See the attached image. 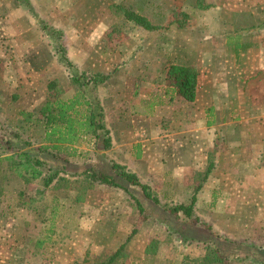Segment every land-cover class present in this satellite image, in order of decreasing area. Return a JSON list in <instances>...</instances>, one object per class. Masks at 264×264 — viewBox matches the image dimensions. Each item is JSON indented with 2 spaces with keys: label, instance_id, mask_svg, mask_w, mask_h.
I'll list each match as a JSON object with an SVG mask.
<instances>
[{
  "label": "rangeland",
  "instance_id": "rangeland-1",
  "mask_svg": "<svg viewBox=\"0 0 264 264\" xmlns=\"http://www.w3.org/2000/svg\"><path fill=\"white\" fill-rule=\"evenodd\" d=\"M115 5L133 9L160 29L148 31L124 20ZM39 19L62 36H48ZM230 40L246 47L237 57ZM2 59L24 61L21 72L31 76L25 95L18 86L1 94L0 156L27 152L59 171L61 179L49 189L41 181L27 184L8 172L1 157L0 264H98L127 241L141 215L136 200L140 193L131 192L139 187L119 177L120 187L92 180L95 174L110 172L111 161L107 157L103 162L107 167L100 168L98 160L96 168L89 166L95 157L90 154L97 151L90 134L80 133L74 143H55L58 149L52 148L46 140L52 127L40 116L43 104L55 96L74 98L72 77L83 72L111 75L112 82L127 86L130 96L132 77H160L174 62L197 60L204 68L224 63L236 81L229 107L220 115L229 125L217 129L214 141L219 156L212 161L218 169L195 208L212 232L172 214L168 208L179 204L183 193L173 198L177 201L172 199L174 191L171 197L163 196L159 179L153 191L160 205L139 201L146 220L132 250L139 253L156 240L157 255L147 258V264H178L188 252L198 256L203 243L218 238L216 244L231 264H264V0H0ZM54 81L59 88L50 91ZM8 92L18 96L16 101L22 98L11 123ZM9 128L20 135V143L8 141ZM246 139L255 146L252 151L227 155L228 142L231 148ZM182 181L172 188L181 192L190 180ZM119 264H133L131 256Z\"/></svg>",
  "mask_w": 264,
  "mask_h": 264
},
{
  "label": "crops",
  "instance_id": "crops-1",
  "mask_svg": "<svg viewBox=\"0 0 264 264\" xmlns=\"http://www.w3.org/2000/svg\"><path fill=\"white\" fill-rule=\"evenodd\" d=\"M8 30L11 29L8 28ZM229 44L234 48V57H237L238 52L241 51L240 49L245 47L244 44L232 42L231 40ZM198 57L199 55L196 54L195 58ZM24 64H26L24 61L14 63L10 60L8 62L4 59L0 60V98H2L3 95L1 94L5 90L15 86L20 87V93L25 95L24 86L28 82L27 77L31 75L21 72L24 69L21 65ZM178 64H192L198 69L197 99L194 102L179 100V105L173 107L172 116L165 119L156 115L158 110H156L157 106H155L154 100L157 92L165 87L163 82L165 81L166 73L160 77L155 76L152 79L142 77L139 80L136 77H132V80L129 79V83H131L129 87H133V90L129 88L130 96L126 95V85L123 86L124 84L122 83L112 82V79L104 87H101V99L106 109V123L111 132L113 147L108 151H95V153L90 154V156L95 157L88 160V162L90 167L96 168L94 163L98 160L100 168L107 167L103 162H107L108 157L111 163H109L110 172H106L107 174L113 173V164H119L124 166L128 172L136 174L140 181L154 189L160 185L159 179H162V185L163 182L164 185L163 190L160 192L163 196L169 194L171 197L174 191L173 199L175 196L180 197V194L183 193V200L179 204H190L194 195V178L198 173H203L206 170L210 160H214L217 155L219 156L215 151L214 141L217 137V129L221 126L227 127L229 125V121L220 120V115L229 107L228 101L231 95L229 93L235 88L234 84L236 81L233 80L232 74L228 72L227 66L222 62L212 68H204L203 64L201 65L198 60L191 63ZM18 65L19 69L16 68ZM204 79L208 80L207 87L202 89ZM241 85L238 86L241 87ZM17 97L13 96V94L9 95L8 92L7 105H10L13 109L12 111L8 110L9 116L12 115L10 123L17 116L15 111L22 102V98L16 101ZM1 111L3 110L0 108V113ZM18 111H22L20 114L25 115L24 110ZM26 113L27 117L30 118V115H28L30 112ZM7 132L8 141L12 144L20 143L22 138L16 130L9 128ZM247 141L246 139L244 143L237 142L231 148V143L228 142L229 150L227 155L238 156L236 155L238 150L239 152L252 151L255 146L252 145L251 141ZM239 156L242 155L239 153ZM61 157L64 156H60L59 160H57L62 161L63 158ZM206 159L207 163L205 165L203 162ZM217 169L218 166L216 164L208 180L204 183L203 189L197 196L198 203L202 194L210 189L208 184ZM8 172L14 173L10 168H8ZM184 178H189L190 182L184 183L186 186L184 185L181 192L172 188L178 186L176 184L181 183L182 180L184 181ZM167 183L172 184L169 187ZM138 189H131V192L137 190L140 196L135 195L136 198L142 203H150L151 201L146 198L142 190ZM216 190L218 188L210 191L215 192ZM135 239L134 237L128 243L127 253L129 257L131 256L133 264H145L149 260L147 258L154 255L147 253V245L142 248L141 252H133ZM180 263L181 260L178 261V264Z\"/></svg>",
  "mask_w": 264,
  "mask_h": 264
},
{
  "label": "trees",
  "instance_id": "trees-1",
  "mask_svg": "<svg viewBox=\"0 0 264 264\" xmlns=\"http://www.w3.org/2000/svg\"><path fill=\"white\" fill-rule=\"evenodd\" d=\"M23 2L27 6L28 2ZM114 11L121 15L124 20L132 22L148 31L160 29V27L152 24L145 16L131 8L115 5ZM39 23L42 31L48 36L54 37L57 34L62 36L61 31L55 30L43 19H39ZM70 63L69 61L68 64L71 66ZM110 79L111 75L109 74L97 73L89 75L83 72L79 76L72 77V82L77 90L74 98L62 100L55 96L46 102L40 110V116L48 126L52 127L51 132L47 134L48 138H46L48 142L53 143L52 148L58 149V145L55 143H73L77 140L80 133H85L93 137L97 151L103 152L112 149V136L106 123V109L103 105L100 92L101 87L108 84ZM163 83H165V87L157 92L154 100L155 106H157L156 110H158L156 115L160 117H171L174 112L173 107L176 106L179 100L182 99L187 102L196 101L199 71L194 65L171 64L167 67L166 78ZM48 87L52 91L55 88H59V84L57 81H54ZM60 92L62 93V89H60ZM56 134H58V138L53 139L52 136ZM0 157H4L3 161H7L9 168L15 174L17 173L27 184L33 183L34 181H41V185L49 189L60 178L59 171H51V168L46 166L44 160L40 157L29 156L27 152L22 151L10 156ZM215 166L216 164L210 160V164L206 170L203 173H198L194 178V195L190 204H174L172 208H168L175 216L182 215L193 224L205 226L210 232H212L211 226H208L201 217L196 215L195 207L198 203L197 196L203 189L204 183L208 180ZM117 177L125 179L133 187H139L146 198L151 200L155 205H160V200L154 193L153 188L140 181L136 174L128 172L124 166L119 164H113L112 174H95L92 176V180L111 187H120L116 181ZM136 200L138 201L137 198ZM137 204L141 215L134 231L127 238V241L110 257L100 261L98 264H119L125 259L126 255L128 256V243L139 232L140 226L146 220L144 215L145 208L139 201ZM217 240L218 238H213L203 243V249L199 252L200 254L198 256L193 252H188L180 264H231L227 259L228 257L220 251L221 247L219 243L216 244ZM155 245H157V241L153 240L147 246L146 250L148 254L155 255L157 253V250L153 247ZM147 263L148 261L145 264Z\"/></svg>",
  "mask_w": 264,
  "mask_h": 264
}]
</instances>
